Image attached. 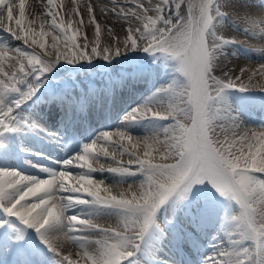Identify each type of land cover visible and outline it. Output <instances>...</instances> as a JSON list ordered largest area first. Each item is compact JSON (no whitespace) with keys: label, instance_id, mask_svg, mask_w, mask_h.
<instances>
[{"label":"snow or ice","instance_id":"1","mask_svg":"<svg viewBox=\"0 0 264 264\" xmlns=\"http://www.w3.org/2000/svg\"><path fill=\"white\" fill-rule=\"evenodd\" d=\"M111 2L112 8H103V11L111 12L127 25H121L125 39L117 41L114 48L100 49L98 39L90 52L87 43L81 48L77 43L78 32L70 33L72 22L67 26L63 20L57 23L52 11L48 12L52 18L50 27L53 31L59 29L52 37L54 59H43L27 49L0 48V136L18 130L15 111L38 90L33 79H41L60 62L62 53L58 44L61 41L71 46V55L63 57L69 63L91 61L96 57L110 60L122 54L121 49L123 52L137 48L164 52L177 61V71L184 80L161 88L143 106L126 116L125 121L170 120L172 123L143 142L134 143V137L125 131L115 133L130 146H116L120 154H127L128 164L113 157L117 166L107 169L121 177L143 175L144 180L135 188L113 194L111 188L102 187L103 181L94 182L89 178L91 172L104 171L94 169L92 162L100 160L97 142L112 141L113 133L107 132L64 164L65 169L82 168L87 164L86 172L75 174L65 170L39 179L17 171L0 170V209L39 233L55 254L57 264H127L149 230L159 227L156 215L162 206L172 198L175 202L184 200L194 185L210 182L222 196L238 205L239 212L229 220L231 227L226 233L229 246L222 243L214 255L207 257L205 264H264V129L241 128L235 118L216 106L226 89L247 91L257 74L264 77L262 65L247 75L246 84L243 68L235 74L234 69H224L221 63L223 48L237 43L218 34L225 27V17L234 16L255 26L257 14L246 11L237 14L225 6V0H131V6L116 0ZM17 7L19 18L15 19V24L23 36L13 32L11 27L6 30L15 40L23 39L25 44L31 34L32 43L45 48L43 42L35 39L37 35L41 40L49 35L43 31L44 24L41 23L38 34L31 27H24L25 0H19L18 6L14 0H0V17L6 13L11 23ZM88 13H92L91 6ZM259 17L260 23H264V13ZM231 21L237 26L235 20ZM80 23L83 24L82 19ZM90 23H96L94 16L90 15ZM95 32L98 38V23ZM261 34L264 39V28ZM261 53L264 54V49ZM9 59H15L16 64L6 66L5 61ZM6 67L15 70L8 71ZM257 86L264 91V84ZM13 94H18V98L10 106L8 98ZM156 101L165 103L161 106ZM141 143L149 148L159 146L156 149L158 162H153L157 157L149 151H145L143 157L134 151ZM101 152L107 157L106 146H101ZM76 205L115 210L120 222L115 228H106L95 224L93 219L69 216L67 213ZM88 233H95L96 238L92 239ZM61 239L71 241L73 247L79 249L76 258L72 253L64 254L57 243Z\"/></svg>","mask_w":264,"mask_h":264},{"label":"bare ground","instance_id":"2","mask_svg":"<svg viewBox=\"0 0 264 264\" xmlns=\"http://www.w3.org/2000/svg\"><path fill=\"white\" fill-rule=\"evenodd\" d=\"M14 2L18 6L19 0H14ZM116 2L117 3L120 2V4H122V5L125 4V0H116ZM127 2H131V0H127ZM33 6H37L38 8H41V10L45 9V12L41 13V14H39V12L37 10L36 11L38 13L34 12L32 10V8H31ZM89 6H91V8H92V13L91 14L88 13V7ZM230 6L232 7V9L237 14H240V12H242V11H246L248 13L257 14V16L255 17V20H256L255 26H252V27H257L256 29H259L260 31H261L262 28H264V23H260V17H259V14L264 13V8L261 9V7L264 6V0H231ZM103 8L111 9L112 8L111 0H97V1H92V0H52L51 4L48 3V0H25V24H24V27L25 28L31 27L38 34L41 31V23H43L44 24L43 31L48 32L49 35L45 36L43 38V40H41L39 35H37L35 37V39H37L39 42H43L45 44V48H43V49L40 48L39 43L33 44L32 43L31 34H29L28 44H25L23 39L15 40V38L12 37L11 34L6 30L7 28L11 27L13 32H18L19 34H21L23 36V33L20 32V30L17 28V26L15 24V19L19 18L18 7L16 9H14V13H13L14 14V20L11 23H9L7 21V18L5 16L0 17V40L2 42H4V40H6V42H7L5 44L3 43L2 45H0V48L8 47L11 50H15V49H28L30 51L37 50V51H41L43 54L47 55L49 58L54 59L55 55H56V52L52 48V45L54 43L52 37H53V35L56 34V32L53 31V30H48L49 28H51L50 25H51V19H52L48 15L49 11H52V12H54L56 14L57 23H60V21L63 20L65 26H67V24L69 22H72V28L70 29V33L73 30H76L78 32L77 43L81 46V48L83 47L84 43H87L88 44L87 51L90 52L91 48L96 45L97 39L99 40V45L101 44L102 48L111 47L110 45H108V44H110L109 43V37L104 35V30H106V29L110 30L111 28H113V29H121V28H118L116 26V24L119 25V26L123 24L124 27H127V25L124 24L123 21L117 20L111 14V12L103 11ZM41 10H40V12H41ZM90 15L95 17L96 23H98L99 26H100V35H99L98 38H97L96 32H95L96 23L94 24V26H91L89 24ZM45 16H47V18H45ZM67 16L71 17V19L67 18ZM72 18H73V20L77 19L76 23L74 21H72ZM81 19L83 20V24L80 23ZM32 21H34L35 24ZM56 31H59V29H56ZM80 31L84 32V34H85L84 37H82V35H80ZM111 31H112V29H111ZM111 31H109V32H111ZM116 31H118V30H116ZM116 34H118V35L114 36V38L117 39V41H123L125 39L124 33H122V31L121 32L118 31V33H116ZM236 36L240 37L239 35H236ZM261 36H262L261 32H260V34L257 37L255 36L254 38L252 37V35H248L247 37L244 38L246 40L245 43L250 41V42H252V45H257L262 50V49H264V48H262L263 45H264V39H262ZM238 42L242 43V41H238ZM58 47L60 48L61 53H62L61 54V58H60L61 60H60V62L56 63L53 67L55 69H57V72H59V73L67 72V71L68 72L69 71H77V70L82 71V70L85 69L84 66L87 67V66H89L88 64H90V63L91 64H95L97 61H99V60H95V58H94L91 61L84 60V61H80V62H77V63H74V64L66 62V61H64L63 57H64V55H69V56L71 55V51H72L71 46L70 45L69 46H65L63 44V42L61 41L58 44ZM249 55L254 57V58H256V59H258L259 57H263L264 56V55H259V53H256V52H251ZM9 56H11V53H9ZM114 57H116V56H114ZM96 58H98V57H96ZM248 60H249V57H248V55H246V61H244V60L230 61V62H228L226 64V66L227 67H229V66L232 67L235 70V74H236L238 72V70H237L238 67L241 64H244L246 66V69H245L246 70V74H250L252 72H256L258 69H260V67L262 65H264V64H260V65L259 64H254L253 62L250 63ZM13 64H16V60L15 59H9V60L5 61V65L6 66L13 65ZM224 67H225V65H224ZM6 70L13 71L15 69L11 68V67H6ZM48 75H50V74L49 73H45L43 75V77L48 76ZM43 77L41 78L42 80H43ZM46 83H47V81H45V84ZM252 84H253V86L259 88L257 85L258 84H264V77L254 79L252 81ZM234 118L236 119V122L238 123V125L240 127H243L242 126L243 122L241 121L240 117L237 116V117H234ZM142 122L141 121L129 122V124L132 125V128H130L129 130H126V132L129 135H131L130 132L133 131V129H135V128L136 129H140L138 127V125H140ZM27 123H28L29 126H26V127L29 128V127L32 126V122H29L27 119H25L24 121H21V125H23V126L25 124H27ZM36 123L38 125L39 122H36ZM109 125H111V124H109ZM156 129H158V127H156ZM161 130L162 129H159V130H157V132H159ZM152 131L149 130L147 132L149 135L144 137L143 139H140V138H137V137L133 136L134 137V141L133 142L134 143L136 141L143 142L146 138H148L149 136L153 135ZM114 138H116L115 135H113L112 141H105L103 139H102V141L103 142L113 143V141L116 140ZM160 139L161 140L164 139V136H163L162 133L160 135ZM44 144H45V142L43 143V141L40 140L36 145L38 147H40V149H41L43 146H45ZM125 144H126L125 145L126 147L130 148V146L128 145L126 140H125ZM114 145L115 144H112V147H113L112 152H111V154H108L107 157H105L104 163L108 162L107 161L108 157H110V160H113V157L115 155V146ZM158 147H159L158 145H153L151 148H149V147H146L143 143H141L137 149H134V151L139 153V155H141L142 157H143V154H144L145 151H149L152 154V156H156L157 159H158V154H157V151H156V149ZM130 150H133V149H130ZM46 153H48V152H46ZM36 156H37V158L38 157L39 158H45L44 156H41V154H37ZM117 156L119 158L118 161H122L123 164H126V165L128 164L129 157L127 156V154H124L123 157H121L119 155H117ZM116 159H117V157L115 158V160ZM157 159L154 160L153 162H157L158 161ZM101 161H103V158H100V160L98 162L97 161H93L92 162V167L94 169H104V171L91 172V173H89V178H92L94 180V182H98L95 177L103 176V180L106 181L107 187L112 189V187L110 186V181L114 179V178H112L113 175L110 174L111 172L107 171V169L105 168V165ZM49 163L50 164H55L54 166L56 168L58 167L59 169L54 170V171L49 170V169H44V170L43 169L42 170L39 169L38 171H37V169L36 170L32 169V171H34L35 173L36 172L39 173V175L48 176L47 178H49V175L52 172H59V171H65V170L73 172L75 170V168L65 169V167H64L65 162H61V163L60 162H49ZM85 168L87 169V164H84V166L82 168H76V169H81L82 170V169H85ZM2 170H4V169H2ZM13 171H17V170H13ZM17 172H19V171H17ZM132 176L133 175L124 176V177L120 176V178H118L119 179L118 182L121 183L120 186L118 187L120 192L127 191L129 189V187L135 188L137 185H139L143 181V180H141L139 183H130V184L126 183V181H129L130 179H132ZM33 177L38 178L36 176H33ZM47 178H39V179H47ZM106 183L103 182L102 187H105L104 185H106ZM101 195H104V193H101ZM94 208L95 209L90 207V209L92 210L90 212L92 214L93 213L97 214V212H100L99 210H97V207H94ZM103 210H104V214L105 215L103 217H99L98 219H94L93 222L95 224H98L101 227L115 228L118 225L117 218H116V215H118L117 214L118 212L115 211V210H106V209H103ZM0 216H2L0 218L2 220L1 225H0V235H1L2 226L5 225V224H9L11 222V217H8L4 213V211L2 209H0ZM21 232L22 233H27L28 236H32V237L34 235H36L37 238L40 241V242H38L36 240L38 243H40L37 246L39 249H43L44 245H46L42 241L40 234L37 233L34 229L33 230H31V229L28 230V229L24 228V230H22ZM94 235L95 234H93V236L91 238H96ZM223 235L224 234H222V236ZM4 237L5 238L7 237L5 235V233L1 236V239H0V258L2 257L1 258L2 260H0V264H16L15 262H13V259H9L8 258L10 255L8 257H5V258H3V256H2L3 255V253H2V251H3V249H2V246H3L2 239ZM226 240L228 241V238H226ZM5 241L7 242L8 239L4 240V242ZM20 241H22V236L19 239V242ZM57 243L59 244V246H60V248L62 250L66 249V248H69V249H71V253L74 254L73 250L75 249V247H73V245H72V243L70 241H68V243H67L66 241L63 242V239H61ZM140 245H141V242H139V247H140ZM194 245H195V253L194 254H198V253L202 252L204 249H206V244H205V246H203L202 242L194 243ZM228 246H229V244L227 245V247ZM46 247H47V245H46ZM138 250H139V248L136 249L135 251H138ZM15 251H17V256L21 257V258H18V259L22 260L23 259L22 254L24 255V252H22L21 249L16 246L15 241H13L12 253L15 252ZM38 261H39V259L37 258V262ZM31 262L33 264H37L33 260Z\"/></svg>","mask_w":264,"mask_h":264},{"label":"rangeland","instance_id":"3","mask_svg":"<svg viewBox=\"0 0 264 264\" xmlns=\"http://www.w3.org/2000/svg\"><path fill=\"white\" fill-rule=\"evenodd\" d=\"M230 4H231V0H225V6L226 7H229V8H232L231 6H230ZM104 18V17H103ZM231 19H233V20H235L236 21V23L239 21V20H236V17H225V20H224V24H225V27L223 28V30H222V32L220 33V35H223L224 36V38L225 39H227V33H225V31H224V29L225 28H227V27H229V25L226 23V22H232L231 21ZM32 22H34V21H32ZM241 22V21H240ZM89 23H90V21H89ZM34 24H35V22H34ZM92 24V23H91ZM241 24H243V22H241ZM116 26L118 27V28H121V25L119 26V25H117L116 24ZM112 29V31L111 32H109V29H106V30H104V35L105 36H107V37H109V43L110 44H108V45H110L112 48H114L115 47V45H116V42H117V39H115L114 38V36H117L118 34H116V33H118V31L119 32H121L122 30L121 29H113V28H111ZM116 30H118V31H116ZM109 32V33H108ZM57 34H58V32H56ZM122 33H124L123 31H122ZM114 40V41H113ZM0 44H2V41H0ZM225 50H227V48H226V46L223 48V51H225ZM128 51H130V54L128 55V56H136V55H139V54H141V53H144L145 51L144 50H142L141 48H137V49H135V50H128ZM122 56H125V55H122ZM100 58H102V57H100ZM102 59H104V58H102ZM221 59H223V57L221 58ZM107 60V59H106ZM108 61H110V60H108ZM170 63H173L174 64V66H176V67H178V64H177V61L176 60H170L169 61ZM122 64V62L120 61L118 64H115V65H113L114 66V68H116L117 66H119V65H121ZM54 73H55V71H54ZM94 73V70L92 69V70H88L87 69V72H86V75L85 76H90V75H92ZM220 73L218 72V75H219ZM238 74H239V71H238ZM175 75V74H174ZM71 76V75H70ZM70 76H66L67 78L66 79H64V80H68L69 79V77ZM175 76H177V75H175ZM78 77H79V75H78ZM77 77V78H78ZM257 77H260L259 75L257 76ZM61 78H64V77H61ZM51 79H53V76L51 77ZM74 80V79H73ZM38 82V81H37ZM244 83H248V80H247V75H245V79H244V81H243ZM161 88H164V86H159L158 87V89H157V91H159ZM224 92H226V90L224 91ZM227 98H228V93H224V94H222V96L219 98V101H218V106H219V108H222V106H225L226 104H227ZM217 102V101H216ZM162 108V107H161ZM172 122H170V120L169 121H166L165 122V124H163L162 126H163V128H165V127H167V126H169L170 124H171ZM260 128V127H259ZM139 133V132H138ZM143 133V135H144V132H142ZM118 141V140H117ZM34 148V147H33ZM29 153H31V154H33V155H35L36 153H35V151H31L30 150V152ZM23 158H25L28 162H29V164L26 166V168L29 170V169H33V168H35V169H38L37 167H43V169H44V165L42 164V162H40V161H38L36 158H35V156H23L22 157V159ZM27 163V162H26ZM29 165H31V166H29ZM28 166H29V168H28ZM10 169V168H9ZM21 169L22 168H19V169H17L18 171H21ZM54 169H56V168H54ZM28 170H26V172L27 173H24V171L23 172H20L21 174H26L27 176H34L36 173L34 172V171H28ZM34 170V169H33ZM141 177L140 176H137L136 177V179L135 180H139ZM210 183V182H209ZM211 184V183H210ZM202 185H204V184H197V185H194L193 186V188H192V190H191V192H190V194L188 195V197L189 196H191L192 197V199H194V197L195 196H197L198 195V193L199 192H201V188H202ZM188 197L186 198V199H184V200H181L180 202H187V199H188ZM175 198H172V201L174 200ZM226 206V208L225 209H229L230 210V208H231V205H225ZM234 214H236V212H234ZM12 226V225H11ZM12 227H15L16 228V226H12ZM11 231H13V228L11 229ZM13 234V233H12Z\"/></svg>","mask_w":264,"mask_h":264}]
</instances>
